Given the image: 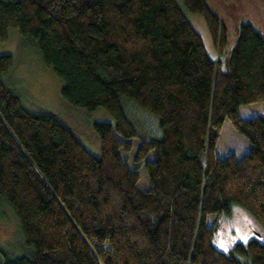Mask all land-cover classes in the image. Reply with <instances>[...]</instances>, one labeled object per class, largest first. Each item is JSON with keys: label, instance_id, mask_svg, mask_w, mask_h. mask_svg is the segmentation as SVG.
<instances>
[{"label": "trees", "instance_id": "trees-1", "mask_svg": "<svg viewBox=\"0 0 264 264\" xmlns=\"http://www.w3.org/2000/svg\"><path fill=\"white\" fill-rule=\"evenodd\" d=\"M187 13L227 52L224 68ZM9 28L65 101L111 120L94 121L91 151L57 115L23 104L4 77L12 55L0 54V202L24 247L0 264H264L259 234L223 250L206 221L237 203L264 227V114L238 109L264 100L259 29L241 20L232 41L207 0H0V41ZM127 100L156 115L158 135L140 133ZM226 118L251 142L241 157L216 152ZM134 136L130 165L121 150Z\"/></svg>", "mask_w": 264, "mask_h": 264}, {"label": "rangeland", "instance_id": "rangeland-1", "mask_svg": "<svg viewBox=\"0 0 264 264\" xmlns=\"http://www.w3.org/2000/svg\"><path fill=\"white\" fill-rule=\"evenodd\" d=\"M207 2L226 23L232 41L235 27L241 20L249 21L264 35L263 0H207ZM187 18L200 34L208 55L213 60L220 58L218 67L224 68L223 57L227 52L218 54L203 17L197 13H187ZM0 54L12 55L13 66L4 77L10 86L19 91L23 104L30 109H44L54 113L74 130L86 147L97 153L99 143L93 123L97 120H111L105 110L101 107L89 110L65 101L59 95V78L42 63L34 46L21 42L16 29L7 30L6 40L0 41ZM124 104L128 115L137 122L140 133L159 134L155 114L136 106L130 100L125 101ZM238 109L243 117L264 114V100L242 103ZM130 140L131 148L122 149L121 153L132 165L139 138L134 136ZM250 147L251 142L247 136L237 130L226 118L215 145L217 154L224 157L229 152H233L236 157H241ZM147 157H153V152H148ZM138 183L140 186L147 184L143 162L139 167ZM206 221L213 227V243L220 249L230 250L237 241L245 243L258 234L264 242V227L237 203L231 204L229 212L209 213L206 215ZM21 241L14 212L7 203L0 202V261L5 255L23 253L24 247Z\"/></svg>", "mask_w": 264, "mask_h": 264}]
</instances>
